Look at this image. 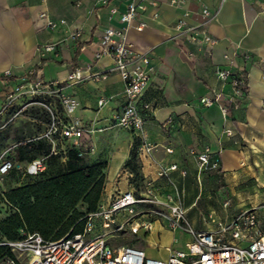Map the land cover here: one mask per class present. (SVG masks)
I'll list each match as a JSON object with an SVG mask.
<instances>
[{"label":"crops","instance_id":"crops-1","mask_svg":"<svg viewBox=\"0 0 264 264\" xmlns=\"http://www.w3.org/2000/svg\"><path fill=\"white\" fill-rule=\"evenodd\" d=\"M157 7L147 6L126 29V39L137 51L150 57V79L142 99L150 105L142 134L158 144L148 157H143L142 176L154 177L156 162L174 163L177 169L169 176L177 186V196L193 195V186L206 176V184L216 183L217 189L203 188L202 196L217 201L216 193L228 197L230 205L209 207L219 216L264 203V11L254 0H157ZM128 0H0V75L8 73L10 85L40 64L38 76L44 80L63 79L74 67H90L100 71V79L78 83L64 82L62 93L74 100L72 117L93 130L92 149L86 154L89 162L107 160L102 199L107 200L117 189H127V176L119 172L135 137L126 129L113 126L111 117L124 100V82L112 61L103 56L94 59L99 49L103 27L120 29V13ZM116 7V11L111 8ZM206 7L215 15L199 26L214 39L209 51L197 47L174 25L184 18L195 24L201 17L190 11ZM47 9L56 21L47 27L38 14ZM156 16H152L153 12ZM63 19L64 22L59 20ZM144 21L142 30L135 25ZM78 29L79 36H73ZM54 43L53 50H44ZM192 51L187 60L183 50ZM229 66L244 69L246 97L238 108L222 113L219 104L203 105L199 98L227 86L216 70ZM4 99L0 78V106ZM99 100H102L101 104ZM209 147L219 157V167L202 173L196 152ZM165 147L171 148L170 152ZM182 171H185L184 173ZM208 175V176H207ZM119 179V181H117ZM118 182V183H117ZM118 185H117V184ZM130 185V184H129ZM161 191L168 188L165 178H157ZM212 225H204L210 228ZM160 229L159 226L156 230ZM176 232L161 229L167 241ZM154 240L156 234H152ZM144 248V247H142ZM145 249V248H144Z\"/></svg>","mask_w":264,"mask_h":264},{"label":"built area","instance_id":"built-area-1","mask_svg":"<svg viewBox=\"0 0 264 264\" xmlns=\"http://www.w3.org/2000/svg\"><path fill=\"white\" fill-rule=\"evenodd\" d=\"M173 1V0H172ZM261 11H264V0H254ZM46 3V0H42ZM157 0H128L126 8L120 13L119 20L123 23L120 29L112 26L103 27L99 34V49L94 52V59L103 56L112 61L111 70L117 71L124 82V100L114 111L111 122L134 133L139 138L137 146V162L141 168L143 157H148L158 144L152 143L142 134L145 117L150 110L148 102L143 101L144 88L150 79V57L145 51H137L126 39V29L147 6L157 7ZM116 11V7L111 8ZM200 15L195 24H189L184 18L178 19L175 29L187 35L188 39L207 51L215 39L199 26L215 15L206 7L190 11ZM153 12L152 16H156ZM47 27L56 23L47 9L39 12ZM64 22L63 19L59 20ZM146 23L142 20L135 25L142 30ZM74 29L73 36H79ZM43 49L53 50L54 43H47ZM187 60L193 58L190 50L184 49ZM218 78L227 86L225 92L216 91L211 96L199 98L203 105L219 104L224 114L238 108L246 97V76L244 69H232L229 66L216 70ZM6 75H9L6 73ZM104 73L90 71V67H74L63 78L44 80L37 71L31 68L21 76L15 85L3 80L4 99L0 113L8 110L16 100L25 94L41 96H57L62 106L63 116L58 115V109L51 102H43L49 112V122L36 136L26 141L43 140L49 147L48 155L63 156L68 146H75L79 155L86 156L91 151L92 143L89 125L72 117L74 100L61 91L64 82L78 83L87 79H100ZM102 100H99L101 104ZM25 141V142H26ZM24 142V141H23ZM21 142V143H23ZM19 143V144H21ZM170 152L171 148L165 147ZM196 155L201 170L219 167V157L213 154L209 147L201 151L191 150ZM45 157L36 156L25 162V174L36 175L45 169ZM156 162L154 177L142 176L139 173L134 184L127 189L115 190L109 199H100L95 210L85 214L83 229L73 234H65L55 239H44L38 232L23 233L15 240L0 242L10 247L13 256L0 261V264H264V203L251 206L235 213L213 220V226L205 229H194L186 218V210L177 196V186L169 173L177 169L174 163ZM20 162L12 157L0 156V176L18 168ZM128 175L133 172L124 168ZM183 173L185 171H182ZM157 178H165L168 188L161 191ZM224 206L228 200L224 201ZM159 226L160 229L156 230ZM161 229L169 232L181 231L191 236L183 248L165 245V256H150L142 247L134 244L111 246L110 238L120 233L141 235V238L156 234L154 245L160 247ZM172 244L178 242L174 234L170 237Z\"/></svg>","mask_w":264,"mask_h":264},{"label":"trees","instance_id":"trees-1","mask_svg":"<svg viewBox=\"0 0 264 264\" xmlns=\"http://www.w3.org/2000/svg\"><path fill=\"white\" fill-rule=\"evenodd\" d=\"M42 62L34 67L35 71ZM11 76L1 74L0 78ZM138 144L139 138L134 137L124 161L136 178L140 173ZM41 150L48 157L47 169L4 192L5 200L14 209L0 219L3 241L18 239L28 232H38L47 240L80 232L85 214L95 210L102 197L106 161L87 162L75 146H68L63 156L48 155L49 147L43 140L24 141L16 147L15 155L19 161H27L37 156L34 153L29 156L30 152ZM9 256H13L10 247L0 243V261Z\"/></svg>","mask_w":264,"mask_h":264},{"label":"rangeland","instance_id":"rangeland-1","mask_svg":"<svg viewBox=\"0 0 264 264\" xmlns=\"http://www.w3.org/2000/svg\"><path fill=\"white\" fill-rule=\"evenodd\" d=\"M43 102H51L52 107H56L58 111V115L63 116L62 106L59 102V98L57 96H46V100H44L41 96H29L28 94L19 97L14 105L10 107L8 110L0 113V156H8L12 157L17 162H20L18 168L11 170L9 173L0 176V219L7 216L10 212L13 211L12 205H10L4 198V192L11 187H15L20 185L28 180L33 179L35 175H27L25 174V160L19 161L15 155V149L19 143L26 141L27 139H31L36 136L39 132L44 130L46 125L49 122L50 112L48 108L43 105ZM116 126L118 129H123L120 126ZM130 149V148H129ZM34 153V154H33ZM37 155L40 157H44L45 152H30L28 155ZM87 162L88 157H84ZM48 157H45V169H47ZM101 161H106V158L101 159ZM107 167V166H106ZM124 168L131 171L129 168L125 167L123 164L122 169L119 172L123 174H128L124 171ZM106 175V168H105ZM201 173L208 172V170H199ZM132 172V171H131ZM208 176V175H207ZM127 186L129 184H134L136 175L127 177ZM206 176L201 182H196L193 186V195L190 197L187 196V189L185 190V194L179 196L180 203L184 206L186 210V218L189 223L192 225L194 229L203 228L204 225H212L214 219L220 218V216L224 215V212H219V216L214 215L213 213H209V207L214 206L215 204H219L223 207H228L230 205V200L228 197H224L223 193L217 192L216 198L217 201H212L209 198H205L202 196L200 191H203V188L207 189L213 188L215 191L217 189L216 183L213 182L212 185L206 184L205 181ZM119 181V179H117ZM118 183V182H117ZM116 183V184H117ZM118 185V184H117ZM228 200V204L224 206V201ZM141 236V235H140ZM139 235L132 234L129 232L120 233L118 236L110 238L108 240L111 246H119L121 244H134L139 247H144L147 254L150 256H165V245H173L176 248H183L184 243L187 240L191 239V236L185 232H178L176 236L178 237V242L172 244L169 240L167 241L168 235L160 240V247L154 245L153 239L151 236H147L141 238ZM4 238L0 235V241H3Z\"/></svg>","mask_w":264,"mask_h":264}]
</instances>
